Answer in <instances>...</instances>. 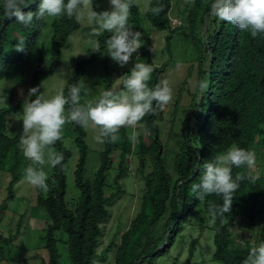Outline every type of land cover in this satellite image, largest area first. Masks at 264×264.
Returning <instances> with one entry per match:
<instances>
[{
	"label": "trees",
	"instance_id": "trees-1",
	"mask_svg": "<svg viewBox=\"0 0 264 264\" xmlns=\"http://www.w3.org/2000/svg\"><path fill=\"white\" fill-rule=\"evenodd\" d=\"M163 4L159 15L148 11L150 5ZM212 0H194L187 13L185 24L190 37V45L197 55L198 81L206 80L200 97V108L190 127L186 131L178 152L170 153L161 141L158 126L164 115L165 106L155 105V112L146 115L140 122L147 131L146 140L138 136L134 143L126 129L121 127L116 133V142L110 140L102 144L99 154V166L91 181L84 179L88 148L85 144L84 127L71 122L74 145L77 149V161L74 169V186L79 193L76 206L71 210L64 201L65 167L71 153L61 139L54 145L57 154L64 156L61 165L52 166L51 179L47 181L48 190L34 187L35 204L43 209L48 217L44 229V249L47 261L40 264H59L56 234L65 235L68 261L70 264H92L96 257V248L101 237L100 225L108 218V208L122 193L120 182L130 170V161L136 159V175L144 184V191L139 204V211L131 220L128 229L120 235V243L114 256V264H153L172 247L177 234L182 231V224L187 222L201 205L209 215L213 204L222 200L213 194L204 200L195 197L192 186L198 184L203 175V164L222 154L233 146L251 150L260 135L264 152V34L253 37L250 31L239 30L231 23L221 21L210 14ZM39 0L29 4L22 11L38 10ZM172 0H149L146 11L140 14L137 5L132 7L130 25L132 30L140 33L142 47L136 61L144 60L154 67L149 86L160 85L170 60V19ZM143 20L157 31H168L164 37V52L168 60L155 65L150 57L152 40L144 29ZM46 19L34 17L33 26L25 28L15 17L0 20V82L7 78L11 69L29 59L37 48ZM204 33L200 28L204 24ZM79 29L76 19L59 17L51 24L50 56L38 57L37 65L31 77L29 89L37 87L41 92L42 83L60 66L61 51L69 36ZM178 29V28H177ZM176 29V30H177ZM89 29L83 32L88 36ZM111 33H103L96 39L102 47ZM23 41V49L14 53L10 51ZM99 52H93L90 58L81 60L73 67L64 86L67 94L72 84L80 82L85 67L95 62ZM205 64V65H204ZM103 90L114 89L113 70L109 66V57L102 61ZM129 72H126L125 76ZM124 76V77H125ZM123 77V78H124ZM122 78V79H123ZM200 82V81H199ZM122 80L120 86L122 88ZM35 97L30 96L29 100ZM7 107L0 109V172L7 173L10 180L5 189V197L0 202V226L2 215L7 210V203L14 198V187L25 172V157L19 146L20 134L9 136L7 121L19 109L20 103L10 97ZM83 103V102H81ZM67 107V106H66ZM139 127V125H137ZM173 126L169 129L172 133ZM116 163L115 175L110 185L111 193L105 195L106 175ZM233 175L244 177L240 188L234 193L231 213L224 218L213 217L214 236L213 261L218 264H245L249 250L253 245L264 242V220L253 237L245 240L241 246L233 245L231 225L234 219L243 218L252 223L260 214L264 204V179L257 177L253 183L249 174L240 168L233 169ZM152 210L148 221L146 208ZM226 217H229L226 219ZM148 227L145 231H143ZM144 234V244L139 253L132 257L130 245ZM12 236L0 233V263L5 260L7 245ZM195 240L191 242V255ZM132 250V249H131ZM130 257V258H129Z\"/></svg>",
	"mask_w": 264,
	"mask_h": 264
},
{
	"label": "rangeland",
	"instance_id": "rangeland-1",
	"mask_svg": "<svg viewBox=\"0 0 264 264\" xmlns=\"http://www.w3.org/2000/svg\"><path fill=\"white\" fill-rule=\"evenodd\" d=\"M149 0H136L137 8L141 15L144 14ZM194 0H172V9L169 13L170 19V60L165 75L160 81V84L167 81L173 89L172 100L165 105L164 115L158 126L160 129L161 141L166 150L170 153L178 152L181 147L186 131L192 128V124L188 127L187 123L190 120L193 122L200 108V97L204 90L200 88V82L206 84V80L198 81L197 74V55L190 45V37L186 28L185 19L189 10L193 6ZM93 9L96 11L110 10L111 5L108 0H92ZM59 18H47L41 38L37 44V48L33 55L14 66L7 78L0 82V91H3L7 99L5 102H0V109L5 108L10 103V97L15 102L20 103L19 109L7 121L6 128L9 136L22 134V113L23 105L28 102L29 85L31 74L36 67L38 57L49 58L50 56V36L51 24L57 22ZM79 24V29L73 32L65 47L61 51L60 66L49 76L41 85V92H44L47 97L55 95L60 89H64L66 82L70 77V73L75 64L81 60L91 57L93 48L97 41H89L88 36L83 32L91 26L86 20H76ZM144 29L149 33L152 45L150 57L155 65H160L168 60L164 52V37L168 31H157L151 28L146 21L143 20ZM204 24L200 28L201 33H204ZM178 28V29H177ZM177 29V30H176ZM18 51L13 48L10 53ZM109 57L107 55H99L95 62L85 67V72L80 82L83 83L81 92V102L86 104L90 100H94L103 91V65L102 61ZM137 55L129 61L128 65L120 66L112 61L109 57V66L113 70L114 84L113 88L117 89L126 72L134 66ZM205 65V64H204ZM63 69L66 75L61 76L58 71ZM71 123H66L62 130L61 141L64 146L70 151L71 157L65 167V196L64 201L71 210H74L79 193L74 186V169L77 161V149L74 145V134ZM173 126L172 133L169 134V129ZM126 132L131 136L132 127L123 126ZM135 130L140 131L136 126ZM85 144L88 148V154L85 165L84 179L91 181L99 166V154L102 151V144L98 143L96 136L99 135L98 128H84ZM146 140L145 132L141 133ZM134 149L137 150V144L134 143ZM256 154V165L249 170L242 167V170L249 175H255L264 179V152L260 135L257 136L254 147L251 149ZM49 153L57 154L55 148L46 147L43 165H35L25 156V169L28 166L39 167L51 179L52 166L49 163ZM116 163L112 165L106 175L104 192L105 195L111 193L110 185L112 184L115 175ZM10 180L7 173L0 172V202L5 197V189ZM47 180V181H48ZM120 187L122 190L118 199L108 208V218L100 225L101 237L96 248V257L92 264H114V256L120 243V235L124 233L139 211L140 200L144 191V184L140 177L136 175V159L133 157L130 161V170L121 180ZM148 221L151 219L152 210L148 206L146 208ZM229 217H226L228 219ZM264 220V204L261 206V214L252 222H248L243 218H236L231 225V233L233 245L241 246L242 243L253 237L257 228ZM46 212L38 208L35 204L34 186L28 184L23 177L14 187V198L7 203V210L2 215L0 233L5 237L12 236V240L5 245L7 254L5 260L0 264H40L41 261H47V252L44 249V229L48 223ZM146 227L143 231H145ZM142 231V232H143ZM144 234L140 237L130 249L131 256H136L142 248L144 242ZM214 224L213 217L208 214L205 207L201 205L196 210L194 215L185 223L182 224L181 233L177 234L172 247L163 256L158 257L153 264H218L213 261L214 253L213 245ZM57 250L59 255V264H70L67 256L65 245V235L62 233L56 234ZM195 240L191 255L189 249L191 242ZM130 258V257H129ZM144 262L143 264H147Z\"/></svg>",
	"mask_w": 264,
	"mask_h": 264
},
{
	"label": "clouds",
	"instance_id": "clouds-1",
	"mask_svg": "<svg viewBox=\"0 0 264 264\" xmlns=\"http://www.w3.org/2000/svg\"><path fill=\"white\" fill-rule=\"evenodd\" d=\"M34 2L35 0H0V20L15 17L25 28L33 26L34 17L43 20L66 16L78 21L86 20L91 26L89 41H95L105 32L111 33L106 40V47L102 49L99 43H95L91 50L109 56L122 67L128 65L134 53L142 47L140 33L134 32L129 22L136 0H108L110 10L99 12L93 9L92 0H39L35 13L22 11V8ZM209 8L212 16L231 23L239 30L250 31L253 37L264 34V0H212ZM162 9L163 4L159 2L148 7L153 15H159ZM23 44V41L18 42L17 50H22ZM153 71V65L141 59L134 63L129 74L122 79V88L105 89L86 104L81 103L82 82L70 85L67 94L60 89L51 97H47L37 87L31 88L29 96L35 98L23 105V132L19 138L23 155L32 164L43 165L46 147L60 140L64 125L71 122L84 128H98L96 140L101 144L108 140L116 142L119 129L129 126L134 129L130 140L136 142L138 136L147 131L140 122L146 115L155 112L154 102L163 107L172 100L174 94L167 81L154 87L149 86ZM58 73L66 75L63 69ZM205 87L206 84L201 81L200 88ZM6 99V94L0 91V102H5ZM137 125L140 131L135 130ZM63 159L62 153H49V163L53 167L61 165ZM255 165L254 151L233 146L204 162L203 175L200 182L192 186V191L199 200L213 194L219 196L222 203L213 204L209 212L214 218H224L231 213L234 193L244 179L239 175L234 176L233 169L244 167L251 170ZM24 178L35 188L48 190L47 174L39 167L28 166ZM256 178L255 175L249 176L253 183ZM245 264H264V242L250 248Z\"/></svg>",
	"mask_w": 264,
	"mask_h": 264
}]
</instances>
